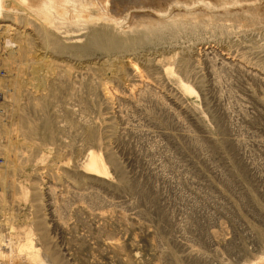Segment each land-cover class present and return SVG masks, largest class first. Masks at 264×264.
<instances>
[{
	"label": "rangeland",
	"instance_id": "rangeland-1",
	"mask_svg": "<svg viewBox=\"0 0 264 264\" xmlns=\"http://www.w3.org/2000/svg\"><path fill=\"white\" fill-rule=\"evenodd\" d=\"M32 1L0 0V264H264V0Z\"/></svg>",
	"mask_w": 264,
	"mask_h": 264
},
{
	"label": "bare ground",
	"instance_id": "bare-ground-1",
	"mask_svg": "<svg viewBox=\"0 0 264 264\" xmlns=\"http://www.w3.org/2000/svg\"><path fill=\"white\" fill-rule=\"evenodd\" d=\"M52 0H33L32 1V3L34 4V6H37V7H39V6H44V5H47L48 3H50ZM234 1V0H233ZM239 1V0H238ZM241 1V0H240ZM205 2V1H204ZM214 4V3H213ZM203 5L204 6H207V2L206 3H203ZM236 6H239V8H248V6H250V3H244L243 2V0H242V2L240 3H238V5L237 4H235ZM257 5V4H256ZM174 7H176V9H177V6H179V5H173ZM220 6V5H219ZM209 7V6H208ZM236 8V7H235ZM255 8V7H254ZM180 9V8H179ZM178 9V10H179ZM177 10V11H178ZM181 10H183L184 12L186 11L185 9H183V8H181ZM150 11V10H149ZM144 12H147V11H144ZM160 11H157V14H154V15H156L157 16V18L160 20V22L162 23V22H164V21H166L167 20V18H169L168 17V15L167 16H164L165 14H161V13H159ZM152 13V12H151ZM177 14V13H176ZM171 15V14H170ZM179 15V14H178ZM177 16V15H176ZM177 18L178 17H171V18H169V19H171V20H173V21H178L177 20ZM156 19V18H155ZM179 19V18H178ZM162 20V21H161ZM186 22V21H185ZM157 23H159V22H157ZM156 25V24H155ZM154 24L153 25H149V27L147 28V31L148 32H153L155 29H153L152 27H154L155 26ZM100 39H103V38H101L100 37V35L99 34H97V33H94V34H92L91 36H90V39H89V42H88V44H95V45H103V43H104V45H109L110 46V40H105L104 39V41H101ZM53 42H55V39H53ZM42 82V81H41ZM9 242V241H8ZM10 245H11V248H13V250H20L21 248H22V250L23 251H28V250H30L31 249V247L33 246V243L30 241V240H28V239H26V242L24 243V244H19L18 242L15 244V245H13L12 243H9ZM2 246H3V244H2ZM9 247V246H8ZM12 250V249H11ZM7 251V250H6ZM10 252H13V251H10ZM3 255V259H5L4 258V251H2V252H0V258H1V256ZM18 254V253H17ZM26 254V253H25ZM9 255V254H8ZM11 255V254H10ZM9 255V256H10ZM7 256V255H6ZM12 256V255H11ZM3 259H1V260H3Z\"/></svg>",
	"mask_w": 264,
	"mask_h": 264
}]
</instances>
